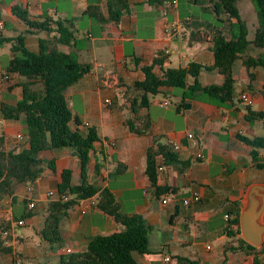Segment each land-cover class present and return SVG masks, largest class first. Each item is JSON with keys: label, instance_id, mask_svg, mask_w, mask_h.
<instances>
[{"label": "crops", "instance_id": "0c3cea01", "mask_svg": "<svg viewBox=\"0 0 264 264\" xmlns=\"http://www.w3.org/2000/svg\"><path fill=\"white\" fill-rule=\"evenodd\" d=\"M106 1L0 0V45L3 38L22 35L27 48L38 51L42 39L47 49L71 53L79 62L91 65V70L64 94L72 114L82 124L79 130L85 132L83 125L88 123L97 133L88 154V182L108 188L119 203L121 213L139 214L151 226L150 251H132L136 264H178V256L198 260L200 264H254L253 255L241 249L225 250V244L237 245L240 234L236 226H230V221L245 188L251 182L264 181V148H258L257 161H253L251 146L241 140V137H264V120L245 118L246 105L254 111H264V68L251 67L250 79L243 59H238L233 65V101L223 106L185 99L190 106L177 110L176 105L182 98L180 91L162 87L143 110L150 116L149 133H132L125 125L131 116L127 100L140 95V91L132 87L136 80L143 79L140 66L150 64L158 53L165 58L162 68L184 67L193 61L212 64L211 43H190L189 32L203 27L212 31L218 27L227 34L229 20L224 14L216 16L208 4L199 5V9L211 13L216 23L199 14L182 13L180 0L174 8L166 3L128 0V12L116 22H98L83 14L88 4H95L107 18ZM241 1L238 3L241 16L252 37L257 25L256 13L251 1ZM12 6L27 10L31 19L69 20L73 23L75 39L70 44H60L55 41L54 32L34 29L33 33H26L27 25L12 13ZM173 22L178 24V29L171 34L166 29ZM7 25L17 35L4 34L2 30ZM261 52V48L251 46L248 54L257 56ZM9 58L10 52L5 54L0 47V101L15 104L22 95L19 83L23 78L16 74H10L7 81L2 78ZM154 71L159 73V66H155ZM198 79L204 86L222 83L223 76L215 69H202ZM5 94L13 96V99L8 97L11 102L5 100ZM242 94L251 102L246 104ZM0 131L6 147L21 142L18 134L27 137V127L21 119L0 117ZM189 132L196 144L187 138ZM153 136H158L162 143L179 145L173 149L180 162L161 164L157 172V185L172 190L159 196L155 195L145 173L146 150ZM199 153L202 156L198 157ZM40 157L45 161L42 174L32 183L14 182L12 196L2 202L0 218L11 222L7 245L12 248L13 256H2L0 264H14L16 256L21 258L22 264H59L62 255L85 250L92 236L124 229L112 215L96 205L94 195L80 199L62 216L60 245L52 246L44 240L41 232L48 202L58 196L62 170L70 169L71 184L77 185L81 169L79 159L69 148L46 149ZM118 162L124 169L115 174ZM259 163L263 167H257ZM49 191H53L52 197L47 195ZM193 192L199 193L200 200L183 204V198ZM162 199L167 202L163 203ZM29 200L35 201L34 209L26 208ZM24 211L29 212L27 217H21ZM20 219L24 220L23 225L16 224ZM166 255L170 256V261L164 260ZM260 261L264 264V254Z\"/></svg>", "mask_w": 264, "mask_h": 264}, {"label": "trees", "instance_id": "16d2710c", "mask_svg": "<svg viewBox=\"0 0 264 264\" xmlns=\"http://www.w3.org/2000/svg\"><path fill=\"white\" fill-rule=\"evenodd\" d=\"M197 5L208 4L213 13L219 17L224 14L229 20L228 33H223L221 28H214L211 32L206 28L191 30L188 41L210 42L213 53V63L204 65L190 62L184 67L162 68L164 56L158 53L150 64L140 66L143 79L136 80L132 87L140 91L139 96L127 100L130 117L125 125L130 132L137 135H146L151 128L149 114L143 113L149 107L151 97L162 87H172L181 93V101L176 109L188 108L189 102L185 99L206 101L217 106L226 105L233 101L234 76L233 65L240 58L247 69L251 79V67L264 68V0H249L253 4L257 25L252 37H249V28L246 20L241 16L239 1L241 0H192ZM150 4L162 5L167 0H147ZM107 18L99 6L88 4L83 14L88 15L98 22L118 21L121 15L129 10L128 0H107L105 4ZM12 13L26 25V33L37 31L54 32V39L60 44H70L74 39L73 23L67 19L42 20L28 17L27 10L12 6ZM12 41L10 58L8 59L2 78L6 81L10 74L23 78L19 83L21 98L15 104L0 101V117L4 120H18L27 127V137L24 143L18 142L10 147L4 144V134L0 131V209L6 197L13 194V183H32L43 172L45 161L40 153L46 149L69 148L72 155L80 161V182L71 184V170L63 169L62 180L58 185L59 193H66L67 200L52 199L48 202L47 215L42 227V237L52 246L62 243L60 220L67 209L76 204L80 199L96 195V205L105 213L112 215L116 222L124 226L119 232L108 235H95L89 238L86 249L71 252L60 257L59 264H136L132 251L148 253L149 233L151 226L139 214L126 215L121 213L120 205L112 192L106 187L94 185L87 180V165L89 150L97 140L94 127L85 126V132L79 130L80 120L74 116L68 105L64 91L75 84L91 70L89 63H81L71 53L58 49H47L44 41L39 40V50L33 51L25 45L24 36L3 38ZM251 46L262 49L257 56H251L248 51ZM139 62L137 57L134 58ZM159 66V73L154 71ZM202 69H215L222 76L220 84L211 83L201 85L199 75ZM245 118L248 121L264 120V111H254L246 105ZM71 122L73 127L70 126ZM241 140L251 146V159L257 161L258 148H264V137ZM264 160V157H263ZM180 162L172 144L160 142L158 136L152 137V143L146 150L145 173L150 181L155 195L159 196L172 191L168 186L157 185V172L161 164H174ZM261 168V163L257 164ZM124 166L118 162L114 173L119 174ZM28 203V201H27ZM28 210H31L27 207ZM34 209V208H32ZM29 212L24 211L21 217H27ZM10 220L0 218V258L12 255V248L7 245L9 235L3 236L2 231L10 229ZM230 226H236L239 231V207L237 205ZM225 244V250H244L254 257V264H261L260 256L264 254V242L260 248L248 243L240 235L236 240ZM178 264H200L198 260L187 257H177Z\"/></svg>", "mask_w": 264, "mask_h": 264}, {"label": "water", "instance_id": "95a60500", "mask_svg": "<svg viewBox=\"0 0 264 264\" xmlns=\"http://www.w3.org/2000/svg\"><path fill=\"white\" fill-rule=\"evenodd\" d=\"M238 207L240 236L260 248L264 242V181L249 183Z\"/></svg>", "mask_w": 264, "mask_h": 264}, {"label": "built area", "instance_id": "2783aa9c", "mask_svg": "<svg viewBox=\"0 0 264 264\" xmlns=\"http://www.w3.org/2000/svg\"><path fill=\"white\" fill-rule=\"evenodd\" d=\"M166 5H167L169 8H174V7L177 5V0H167ZM177 29H178V24L175 23V22H173V23L169 24V27H168V29H166V30H167V32L173 34V33H175V32L177 31ZM241 98H242V100H243L246 104H248V103L251 102V99H250L246 94H242V95H241ZM106 102H109V100H106ZM161 104H162V105H165L166 102H162ZM85 126H88V123H85ZM186 136H187V138H189V139L191 140V142H192L193 144H196V139H195V137L193 136V134H192L191 132L187 133ZM17 138H18V140L21 141V142H25V141H26V139L23 138V136L20 135V134L17 135ZM172 146H173V148H175V149H177V148L179 147V145H178L177 142H173V143H172ZM200 156H202V155L199 153V154H198V157H200ZM158 170H161V167H160V166L158 167ZM28 190H30V187L28 188ZM47 195H48L49 197H52V196L54 195V193H53V191H49V192L47 193ZM56 199L67 200V199H68V196H67L65 193H58V196L56 197ZM50 200H52V199H50ZM199 200H200V195H199V193H197V192H193L190 196L183 198L182 202H183V204L188 205V204H190L191 202H198ZM162 202H163V203H166V202H167V199H162ZM92 203H94V202H92ZM27 207H28L29 209L34 208V207H35V201H34V200H29L28 203H27ZM227 216H228V215H225V217H227ZM16 224H17V225H23V224H24V220H23V219H20V220H18V221L16 222ZM2 234H3V236L9 235V234H10V229H9V230H4V231H2ZM170 259H171V258H170L169 255H166V256L164 257V260H165V261H170ZM13 260H14V264H22L21 258H19V257H17V256H16Z\"/></svg>", "mask_w": 264, "mask_h": 264}, {"label": "rangeland", "instance_id": "374dc122", "mask_svg": "<svg viewBox=\"0 0 264 264\" xmlns=\"http://www.w3.org/2000/svg\"><path fill=\"white\" fill-rule=\"evenodd\" d=\"M180 1L182 2L181 3L182 13H186V14H189V15H192V13L193 14H199V15L203 16V18L210 19L211 21H214L213 23H216V20H214V18L212 17V14L211 13L206 12V11L205 12H201L200 11V9H199L200 6L199 5L193 4L192 1H190V0H180ZM241 2H243V1H241ZM241 2H240V6H241ZM2 32L4 34L9 33L11 36L17 35V32L16 31H11L9 29V25H7L5 27V29L2 30ZM11 45H12V42H10L8 40H4L2 42V44L0 45L2 52H4L5 54H9V52H10V46ZM4 97H5V100H7L9 102H11L12 100H8V97H11L10 99H13V96H8L7 94H5Z\"/></svg>", "mask_w": 264, "mask_h": 264}]
</instances>
